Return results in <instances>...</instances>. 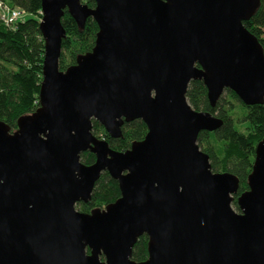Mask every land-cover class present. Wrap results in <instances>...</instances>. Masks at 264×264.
<instances>
[{"label":"water","instance_id":"1","mask_svg":"<svg viewBox=\"0 0 264 264\" xmlns=\"http://www.w3.org/2000/svg\"><path fill=\"white\" fill-rule=\"evenodd\" d=\"M42 0L45 44L40 106L15 131L0 122V264H264V140L249 191L214 173L198 146L223 121L194 110L186 94L202 81L212 107L226 91L264 105V55L245 28L260 0ZM95 46L60 70L65 11ZM143 121L126 152L113 139ZM95 155L93 165L81 155ZM103 173L121 197L82 213ZM148 237V259L132 260Z\"/></svg>","mask_w":264,"mask_h":264},{"label":"trees","instance_id":"2","mask_svg":"<svg viewBox=\"0 0 264 264\" xmlns=\"http://www.w3.org/2000/svg\"><path fill=\"white\" fill-rule=\"evenodd\" d=\"M0 1L25 14L14 28L6 27L0 20V122L15 131L19 119L33 114L40 106L45 56V44L39 30L42 0ZM82 3L95 8L94 0H82ZM62 26L66 38L62 43L60 70L66 71L76 65L78 56L92 51L99 29L90 18L85 29L80 30L67 10ZM244 26L257 39L264 55V0L259 1L256 11L249 21L244 22ZM186 98L194 110L212 113L223 121V126L215 132L200 133L197 143L201 151L210 157L214 173L228 172L239 181L240 188L234 202L239 211L237 199L249 191L248 179L253 172L256 149L264 140V105L248 107L228 90L216 107H212L202 81L191 82ZM147 132L146 124L136 120L124 124L122 138L113 139L99 123L93 121V134L107 141L109 147L118 152H126L134 142L144 140ZM95 161V155L90 152L81 155V162L85 165H93ZM120 197L118 182L108 173H103L96 183L92 200L88 204H78L77 210L88 214L104 210ZM148 242L147 236L139 238L133 249V261L140 263L148 259Z\"/></svg>","mask_w":264,"mask_h":264},{"label":"built area","instance_id":"3","mask_svg":"<svg viewBox=\"0 0 264 264\" xmlns=\"http://www.w3.org/2000/svg\"><path fill=\"white\" fill-rule=\"evenodd\" d=\"M24 17L25 14L22 11L19 9H12L9 5L0 1V20L6 27L14 28Z\"/></svg>","mask_w":264,"mask_h":264},{"label":"rangeland","instance_id":"4","mask_svg":"<svg viewBox=\"0 0 264 264\" xmlns=\"http://www.w3.org/2000/svg\"><path fill=\"white\" fill-rule=\"evenodd\" d=\"M235 103V102H234ZM235 105L238 107V104L237 103H235ZM239 108V107H238ZM237 124H235V126H236ZM237 128V127H236ZM232 207H233V209L235 210V211H237V209H236V207H235V205H234V203L232 204ZM237 212H239V211H237Z\"/></svg>","mask_w":264,"mask_h":264}]
</instances>
